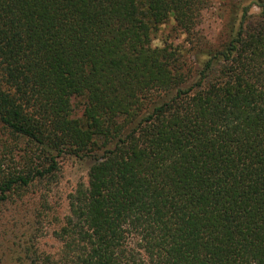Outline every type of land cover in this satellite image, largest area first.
Returning a JSON list of instances; mask_svg holds the SVG:
<instances>
[{
	"label": "trees",
	"instance_id": "16d2710c",
	"mask_svg": "<svg viewBox=\"0 0 264 264\" xmlns=\"http://www.w3.org/2000/svg\"><path fill=\"white\" fill-rule=\"evenodd\" d=\"M211 6L0 0V211L90 161L58 251L11 264H264V0L222 2L215 39ZM170 19L184 45L153 47Z\"/></svg>",
	"mask_w": 264,
	"mask_h": 264
},
{
	"label": "rangeland",
	"instance_id": "374dc122",
	"mask_svg": "<svg viewBox=\"0 0 264 264\" xmlns=\"http://www.w3.org/2000/svg\"><path fill=\"white\" fill-rule=\"evenodd\" d=\"M225 0H212V6L202 15L200 28L210 38H216L222 28L225 13L219 9ZM247 2L248 0H242ZM252 13H258L253 6ZM172 19L160 25L151 37V45L157 48L184 45V34L173 29ZM6 138L0 127V143ZM0 158L6 157L4 149L0 148ZM60 172L56 184L44 196L41 189L25 194L21 199L10 200L0 211V264H11L21 248L30 247L38 252L58 251L60 243L52 232L60 225L67 211V195L77 182L87 178L90 161L73 156L60 158ZM40 190V191H39Z\"/></svg>",
	"mask_w": 264,
	"mask_h": 264
}]
</instances>
